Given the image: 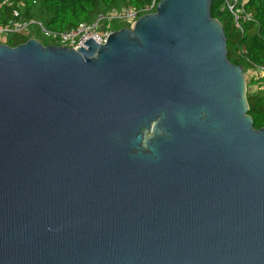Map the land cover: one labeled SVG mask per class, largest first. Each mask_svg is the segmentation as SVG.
Wrapping results in <instances>:
<instances>
[{
  "label": "water",
  "instance_id": "water-1",
  "mask_svg": "<svg viewBox=\"0 0 264 264\" xmlns=\"http://www.w3.org/2000/svg\"><path fill=\"white\" fill-rule=\"evenodd\" d=\"M214 1L0 43V264H264V127Z\"/></svg>",
  "mask_w": 264,
  "mask_h": 264
},
{
  "label": "trees",
  "instance_id": "trees-1",
  "mask_svg": "<svg viewBox=\"0 0 264 264\" xmlns=\"http://www.w3.org/2000/svg\"><path fill=\"white\" fill-rule=\"evenodd\" d=\"M2 1V0H0ZM12 5L0 7V25L7 23L13 9L22 12L23 19H34L54 31H65L77 27L82 22H92L97 15L112 8L133 6L141 9L152 4L153 0H11ZM160 0H157V3ZM224 0H215L211 13L223 25L228 47V56L234 64L242 65L244 73L254 65H264V0H248L246 10L252 20L243 23V29L235 27L233 17L228 11H222ZM130 27V26H127ZM31 35H12L0 40L10 46L27 42ZM49 45V44H44ZM57 45V43H54ZM242 47L246 52L241 54ZM240 52V53H239ZM254 74V72H252ZM264 84V76L252 75L247 80L250 85ZM249 114L254 120L255 128L264 127V88L255 93L247 92Z\"/></svg>",
  "mask_w": 264,
  "mask_h": 264
},
{
  "label": "built area",
  "instance_id": "built-area-1",
  "mask_svg": "<svg viewBox=\"0 0 264 264\" xmlns=\"http://www.w3.org/2000/svg\"><path fill=\"white\" fill-rule=\"evenodd\" d=\"M248 0H224L221 10L228 11L232 17L235 27L239 30L243 29V23L251 21V15L245 8ZM3 5L11 6V0L0 1V7ZM157 0H153L152 4L141 9L133 6L124 8H112L107 12H102L97 15L92 22H82L77 27L65 30L54 31L47 28L43 22L34 19H23L22 12L19 9H13L7 23L0 25V40L7 39L12 35H30L32 26H36L38 31L59 46L78 49L85 47V42L92 38L98 44H105L108 37L116 30L114 24L117 21L124 22L132 27L137 19L145 14L155 11ZM241 54L246 52L245 47H242ZM239 52V53H240ZM253 72L259 73V76H264V65H254Z\"/></svg>",
  "mask_w": 264,
  "mask_h": 264
},
{
  "label": "rangeland",
  "instance_id": "rangeland-1",
  "mask_svg": "<svg viewBox=\"0 0 264 264\" xmlns=\"http://www.w3.org/2000/svg\"><path fill=\"white\" fill-rule=\"evenodd\" d=\"M128 24L124 23V22H121V21H117L115 24H114V27L116 30H119V29H122V28H125L127 27ZM30 35L32 36V38H35L37 39L38 41H40L41 43L43 44H54L53 40H51L49 37H47L46 35L40 33L37 29L36 26H32L31 29H30ZM253 71H251L250 69L247 71V73L245 74L246 76V81L248 79L251 78L252 75H258L259 76V73H255L254 74L252 73ZM264 88V84L263 85H260L259 87L258 86H255V85H250L247 87V92L249 93H255L257 90H260Z\"/></svg>",
  "mask_w": 264,
  "mask_h": 264
}]
</instances>
